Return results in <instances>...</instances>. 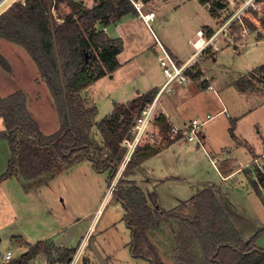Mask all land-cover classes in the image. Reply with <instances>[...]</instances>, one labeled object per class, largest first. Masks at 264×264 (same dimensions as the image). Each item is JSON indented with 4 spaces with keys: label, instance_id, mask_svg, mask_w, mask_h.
Wrapping results in <instances>:
<instances>
[{
    "label": "rangeland",
    "instance_id": "1",
    "mask_svg": "<svg viewBox=\"0 0 264 264\" xmlns=\"http://www.w3.org/2000/svg\"><path fill=\"white\" fill-rule=\"evenodd\" d=\"M12 1L7 0L0 7V13ZM144 4L147 7L146 11L149 10L148 7L156 10L157 16L149 25L144 24L145 31L150 34L148 42L151 44L154 40L155 46L154 48L150 46L151 48L134 58L130 64L124 65V70L135 66L133 71H136V80H131L133 87L135 86L131 89L135 92L145 89L143 84L146 78L142 72H146L152 80L159 74L157 67L160 66L159 57L166 53L161 44H157L156 35L163 42L166 40L168 43L180 44L185 51L191 48L187 39L198 27L215 22L216 27H219L222 20L234 11V5L229 3L227 7L220 9L216 15L218 21L217 19L215 21L213 13L198 0H144ZM258 6L260 8L254 10L264 17V0H259ZM52 16L58 22L64 19L57 8L55 12L52 11ZM260 34L264 37V30L252 29L238 42L240 45L237 48L225 47L217 51L215 56L218 60L213 61V57L208 59L205 64L206 70L208 77H214L216 80V93L209 90L208 95L203 96L202 102L201 97L194 98V101L190 96L176 99L173 89L162 96L161 106L168 102L172 111L177 113L189 111V115H192L190 112L192 107L196 108L195 103L200 110L202 105L206 113H218L222 107L218 97L223 99L232 118L226 114H217L208 125L212 128L211 144L208 141L206 143L209 153L204 151L197 139L190 142L181 137L166 150L147 159L136 168L135 178L134 174L128 178L135 179L136 183L144 188V192H155L158 203L165 210L177 209L178 205L184 201L188 202L205 187L218 186L220 188L218 198L241 237L245 241L254 238L255 245L264 248V186L260 185L261 192H258L252 182L254 178L258 180L259 171L264 173V166L256 161L257 158L252 161L251 152L253 147L256 154L263 156L264 163V90L246 94L239 92L236 87L241 75L250 71L255 74L257 71L254 69L264 65V39L258 40ZM0 53L7 63L5 65L0 61V94L6 96L23 90L27 93L29 108L43 132L52 134L57 131L61 122L55 101L30 53L24 46L8 38H0ZM242 81L240 80V83ZM93 90L94 96L101 97L110 91V88L98 85ZM168 96L178 102H170ZM97 101L99 112L95 122L100 121L112 109V102L106 100V96L98 98ZM88 105L92 106L90 103ZM232 120H235L234 136L230 130ZM155 127L151 128L152 134L146 136L141 144L150 142L159 145L161 137L158 126ZM4 129V121L0 118V131ZM92 130L93 137L102 145L103 137L98 126L94 125ZM236 135L242 140H247L249 146H246V142L242 145L239 139H236ZM124 146L127 152L123 162L128 154V147L126 144ZM213 154L221 158L213 157ZM103 156H106V153ZM10 157L9 142L0 141V176L7 171ZM228 157L236 159L242 168L241 172L224 178L213 160ZM123 162L116 179L124 167ZM243 169L249 171L250 177ZM108 178L107 171L96 169L89 159H84L63 173L39 183H32L21 176L3 180L0 183V264H9L19 259L22 253L20 245L24 248L27 244H36L37 241L49 237L57 240L60 236H52L53 230L74 220L78 221L80 228L72 241V246H78L81 232L92 223L91 241L97 245L107 264H151L132 254V232L125 219L126 209L113 192L109 193L111 185ZM75 224L76 222L71 226ZM162 225L164 227L160 228ZM161 226L151 235L165 252L166 247L167 251L169 250L176 231L172 232L164 223ZM55 244L60 247H54L52 258L41 252L27 264H59V257L65 245L56 242ZM90 248L92 249L91 245L78 264H100L98 256L96 261L92 257L93 249L91 251ZM8 251L13 252L14 258L7 263L4 255ZM86 256L91 257L84 259Z\"/></svg>",
    "mask_w": 264,
    "mask_h": 264
},
{
    "label": "trees",
    "instance_id": "2",
    "mask_svg": "<svg viewBox=\"0 0 264 264\" xmlns=\"http://www.w3.org/2000/svg\"><path fill=\"white\" fill-rule=\"evenodd\" d=\"M53 1H15L0 13V38H8L30 53L50 89L61 122L57 131L46 134L29 108L27 93L18 90L6 96L0 94V118L5 124L0 141L7 140L11 149L8 169L0 176V183L12 176L39 183L89 159L96 169L109 173L111 185L127 152L124 140L132 138L136 117L157 91L115 104L113 111L98 122L97 107L87 104L83 91L115 71L119 65L117 55L123 49V41L110 37L98 24L115 23L127 13H137L138 8L132 0H94L90 7L84 0H56L55 8L64 17L58 22L51 13ZM199 1H213L210 10L214 15L226 5L218 0ZM245 22L253 30H264V17L252 8L246 12ZM207 53L214 54L211 48ZM0 61L7 64L1 53ZM189 72L199 78L202 68L196 65ZM154 122L161 137L159 145L138 144L113 189V195L126 209L132 254L151 264H264V248L257 247L254 238L245 241L241 237L218 198V186L205 187L177 209L165 210L156 193L146 194L128 178L144 161L179 139L172 134L173 126L165 114L159 113ZM94 125L103 137L102 145L92 135ZM234 129L232 120L233 136ZM219 168L223 174H230L223 164ZM257 176L258 180L252 182L261 192L264 173L259 171ZM163 223H171L176 231L166 254L151 235ZM54 247L60 246L52 240L30 244L19 259L9 264H27L41 252L52 258ZM75 252L76 248L63 247L59 264L69 263Z\"/></svg>",
    "mask_w": 264,
    "mask_h": 264
},
{
    "label": "crops",
    "instance_id": "3",
    "mask_svg": "<svg viewBox=\"0 0 264 264\" xmlns=\"http://www.w3.org/2000/svg\"><path fill=\"white\" fill-rule=\"evenodd\" d=\"M143 2H144V0L142 1L141 10H138L139 11L138 13H133V12L127 13L124 16H122V18L119 21H117L115 23L108 24V25L98 24V28L103 29L110 37L115 38V39H121L123 41V49L117 55L119 65L115 69V71L112 73H108V74L104 75L103 77L98 79L96 82H94L92 85H90L89 87H87L83 91V95L87 99L86 101H88V104L90 103L92 106L97 107L96 119L98 118L97 115L99 112L98 106H97V103H98L97 99L98 98L106 96V100H110L112 102V109L107 114H105V116H106L113 111L115 104L127 103V102L137 98L138 96L145 94V93H148L152 90L158 91L160 86L165 81L163 71L161 70L162 67L159 64L160 66L157 65L159 74L155 77V80H152L148 76V74H146V72H142L145 74V78H146V82L143 84L145 89H143V91L138 90L135 92L131 89V88H135V86L133 87V84H132L133 81H131V80H136V77H135L136 71H133L135 66L129 67V68H127V70H124L125 69L124 65L130 64L134 58L138 57L140 54L145 52L146 49L151 48V47L154 48V46H155L154 40H153V42H151V44H150V42H148V40L150 39V34L148 35L147 32L145 31V28H144L145 25L144 24L149 25L150 22L149 23L145 22L141 16V13L148 12V11H154L155 17H156L157 16L156 10L151 8V7H148L149 10L146 11L147 7L145 6V4L143 5ZM93 3H94V0H89L86 2L87 6H89V7L92 6ZM199 3L203 6L205 5V7L208 8L207 4H202L200 1H199ZM208 10H210V8H208ZM212 16H213L215 21H216V19L218 21V18H216V15L213 14ZM216 25H217L216 22H215V24L205 23V24L201 25L200 27H198L195 30V32L187 39L188 44H190L191 48L187 49L185 51L180 46V44H178V43H173V42L168 43L166 40L163 42L157 35L155 37H157L156 38L157 44H161V46L164 48V51L166 54L170 55L171 57H173L179 61H185L188 58H190L194 52L193 51L194 50L193 41L196 39L198 29H200L202 27L215 28ZM262 39H264V37L260 36L258 40H262ZM247 44H248V42H247ZM216 53L217 52H214V54L206 56V58L204 59V61L202 62V65H201L202 75L199 78H193L192 81L187 82V83H176L173 86L174 96L177 97L176 99H178V98L184 99L186 96H190L191 98H193V101H194L195 100L194 98L198 99L199 97H201V102H202V100L204 99L203 96L208 95L209 90H214V92L216 93V89H215L216 88V82H215L216 80L214 79V77H212V78L208 77L206 65H205L208 62V59L210 57H213V61L218 60V58L215 56ZM160 57H159V59H160ZM254 70L257 71L255 74L252 73V71H250L248 74L241 75L238 81L236 80L237 81L236 87L238 88L239 92L251 94L252 92H258V91L264 90V79L262 78V77H264V69H260V66H258ZM240 80H243V81L240 83ZM98 85H101L102 87H106V88L109 87L110 91H107L105 93V95H103L101 97L100 96L96 97V96H94L93 88L97 87ZM218 98L220 100V104H222V107L218 111V113H214V114H212L211 112L206 113L203 110L202 105H201V110H200V107L197 106V104L195 103L194 105L196 108L192 107V109L190 110V112H192V115H189V111L178 112V113L176 111H172L168 102L165 103V105L162 104V106H161V102H162V100H161L162 97H161L160 103H159L158 108H157V115L159 113L165 114L168 117L172 126H179V127L185 126L186 124L191 122V119H194V118H199L201 120H207L205 122V125H204L205 128H202V133L200 135L202 140L198 141V143L203 147L204 151L208 152V149L206 147V143L208 141L209 144H211L210 134L212 133V128H211V126H208V125L211 123V121H213V119L216 117L217 114H226L229 118H232V116H230L228 107L225 105L223 99L220 97H218ZM168 99L170 102L171 101L178 102L176 99L173 100V98H171L170 96H168ZM199 110H200V112H199ZM176 122H177V124H176ZM206 123H208V124H206ZM153 126L157 127L155 122L153 123ZM203 129H204V132H203ZM236 137H237L236 139H239V142L242 145H243V142H246L247 143L246 146H249L248 145L249 143L247 140H245V139L242 140L237 135H236ZM187 141H189V140H187ZM193 141L194 140H192L190 142H193ZM167 148H165L164 150H166ZM164 150H162V151H164ZM162 151H160L159 153H161ZM251 152H252V161L257 158L256 161H259L264 166V163L262 160L263 156L256 154L255 151L253 150V147H251ZM212 156L215 157V156H219V155L213 154ZM222 164L224 165L226 171L231 170L229 172L230 174L228 173L229 175L236 174L237 172H241L240 170L242 167H241V165H239V162L236 161V159H234L232 157L222 159V160H220V162L218 164H215V166H217L219 173L224 178L228 177L229 175L223 174L220 171L219 166ZM230 168H232V169H230ZM243 171L247 174L248 177H250L248 170L243 169ZM135 172L136 173H134V175H133L134 178L137 175V171H135ZM257 179H258V176H257ZM134 181H135V179H134ZM139 186L144 190V188L141 185H139ZM149 193H152V192H146V194H149ZM219 193H220V188L218 187V197H219ZM186 202L184 201L183 203H186ZM183 203H181V204H183ZM180 205H178L177 208ZM75 222L77 224L78 221L74 220L73 222H69L63 226H60L59 228L53 230L51 235L54 237L65 236L67 234V231L69 230L70 226L72 224H74ZM92 222H93V219H92ZM164 224L167 227H169L173 232V228H171V223L170 224L164 223ZM162 227H164V225H162L160 228H162ZM79 228H80V224H77V228L75 230V233H74L70 243L67 245L68 247L77 248V246L76 247L72 246V241L74 240V238L78 234ZM92 230H93V226H92V223H90L88 225L87 229L83 230L84 232L83 231L81 232V234H80L81 240L87 233L90 234V239H89L88 244L84 248L80 258L74 264H78L80 262L85 251L90 246V242H91L92 237H93V234H91ZM155 239H157V237H155ZM43 240H54L56 242L55 238L53 239V237H49V238H46ZM81 240H80V242H81ZM39 241H41V240H39ZM80 242H79V244H80ZM30 244H32V243H30ZM29 245L28 244L25 245L24 248H22L23 246L20 245L22 253L25 252L29 248ZM90 250L92 251L91 248H90ZM166 252H168L167 247L165 248L164 253L166 254ZM92 253H93L92 257H94V260L96 261L97 260L96 255L94 254L93 251H92ZM90 257L86 256V258H84V259H89ZM13 258H14L13 252H12V258L10 260H6L5 255H4V259L7 263L11 262L13 260Z\"/></svg>",
    "mask_w": 264,
    "mask_h": 264
},
{
    "label": "built area",
    "instance_id": "4",
    "mask_svg": "<svg viewBox=\"0 0 264 264\" xmlns=\"http://www.w3.org/2000/svg\"><path fill=\"white\" fill-rule=\"evenodd\" d=\"M21 1L23 4H26L27 0H13ZM138 10H141L142 0H132ZM226 5L223 7H227L229 3L234 5L233 13L231 15L226 16L219 27L216 28H205L202 27L198 29L196 39L193 41L194 52L190 58L185 61H179L168 54L160 57V65L162 67V71L164 74L165 81L158 89L154 99L152 102L148 103L146 107H144L141 113L136 117L134 126L131 130L132 138H126L124 140V144L128 147V154L126 156V160L123 162L124 167L128 160L130 159L132 153L138 144L144 140V138L148 135H151L150 130L154 123V120L157 116V108L160 103L161 97L170 92L173 89V86L176 83H187L192 81L193 77L190 74V69L193 66L199 65L201 66L202 62L208 55L207 50L211 48L213 52H217L225 47L234 46L237 48L242 41L252 29L245 22L246 12L251 7L252 9L258 10L260 7L258 6L259 0H218ZM55 2L53 1L51 6L52 11L55 12ZM208 8L213 6V1L207 3ZM219 8L218 10L220 11ZM218 11V12H219ZM141 16L145 22H151L155 18L154 11H148L141 13ZM207 120H201L199 118H194L183 127L173 126L172 134L174 136H178L179 138H184L189 141L198 140L201 141V133L202 128L205 125ZM213 162L218 164L220 160L214 159ZM123 167V168H124ZM123 170V169H122ZM121 170V171H122ZM121 173V172H120ZM120 175V174H119ZM117 179L111 184L109 188V193L113 192V189L116 185ZM90 239V234L87 233L81 240L80 244L76 248V252L73 254L72 259L69 264H74L81 256L84 248L88 244ZM12 258V252L8 251L5 254V259L10 260ZM56 264V263H53Z\"/></svg>",
    "mask_w": 264,
    "mask_h": 264
},
{
    "label": "water",
    "instance_id": "5",
    "mask_svg": "<svg viewBox=\"0 0 264 264\" xmlns=\"http://www.w3.org/2000/svg\"><path fill=\"white\" fill-rule=\"evenodd\" d=\"M3 1V0H0V2ZM77 228V224L73 225L72 227L69 228V230L67 231V234L65 236H61L59 237L57 240H56V243L59 244V245H65L67 246L74 233H75V230ZM90 245L93 249V252L95 253L96 256H98V260H99V263L100 264H107L106 262V259L104 258V256L101 254L100 250L98 249L97 245L94 243V241H91L90 242Z\"/></svg>",
    "mask_w": 264,
    "mask_h": 264
},
{
    "label": "bare ground",
    "instance_id": "6",
    "mask_svg": "<svg viewBox=\"0 0 264 264\" xmlns=\"http://www.w3.org/2000/svg\"><path fill=\"white\" fill-rule=\"evenodd\" d=\"M7 2V0H3L0 2V7H2V5H4Z\"/></svg>",
    "mask_w": 264,
    "mask_h": 264
}]
</instances>
